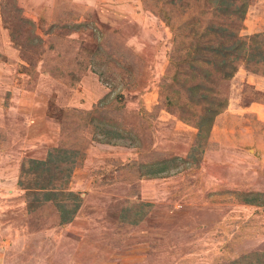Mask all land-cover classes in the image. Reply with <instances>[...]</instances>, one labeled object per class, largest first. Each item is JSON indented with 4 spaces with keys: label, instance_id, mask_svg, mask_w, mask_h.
I'll return each mask as SVG.
<instances>
[{
    "label": "rangeland",
    "instance_id": "rangeland-1",
    "mask_svg": "<svg viewBox=\"0 0 264 264\" xmlns=\"http://www.w3.org/2000/svg\"><path fill=\"white\" fill-rule=\"evenodd\" d=\"M225 19L206 0H0V264L264 253V75L238 62L227 83L216 77L228 105L200 154L202 110L179 83L192 31ZM229 26L243 39L264 31V0ZM58 145L78 152L68 188L82 197L64 224L52 203L27 210L17 185L24 159ZM140 164L166 168L153 177ZM129 201L148 209L136 225L120 218Z\"/></svg>",
    "mask_w": 264,
    "mask_h": 264
},
{
    "label": "trees",
    "instance_id": "trees-1",
    "mask_svg": "<svg viewBox=\"0 0 264 264\" xmlns=\"http://www.w3.org/2000/svg\"><path fill=\"white\" fill-rule=\"evenodd\" d=\"M206 1L219 15L226 18V24L210 22L201 33L197 29L192 31L193 44L188 53L192 62L189 63V69L185 70V77L179 81L187 89L191 103L202 110L195 124L198 131L191 147L192 153L197 151L199 154L209 138L216 116L228 105V89L220 86L219 82L216 83V77L227 83L237 71L238 62H242L246 69L264 75V70L261 69L264 65V31L243 39L235 28L229 26L237 22L241 24L251 0ZM203 62L211 67L202 66ZM175 103L173 102L174 105ZM177 106L184 107L179 103ZM78 161V152L62 145L50 147L44 158L24 159L20 165L17 185L25 190L27 210L33 212L37 207H47L52 203L58 211L59 222H70L82 202L80 194L68 188ZM141 165L134 169L153 177L160 175L166 168L161 165L151 166L142 171ZM246 201L253 202L250 199ZM147 212L146 203L129 201L121 210L120 218L123 222L136 225ZM253 256L255 260L245 255L232 264H264V253H255Z\"/></svg>",
    "mask_w": 264,
    "mask_h": 264
}]
</instances>
